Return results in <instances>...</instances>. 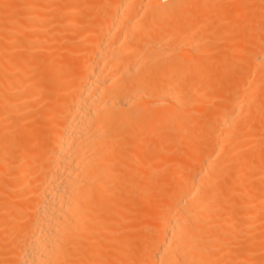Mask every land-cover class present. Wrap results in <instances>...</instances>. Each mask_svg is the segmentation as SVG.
Wrapping results in <instances>:
<instances>
[{"label":"bare ground","instance_id":"bare-ground-1","mask_svg":"<svg viewBox=\"0 0 264 264\" xmlns=\"http://www.w3.org/2000/svg\"><path fill=\"white\" fill-rule=\"evenodd\" d=\"M0 264H264V0H0Z\"/></svg>","mask_w":264,"mask_h":264},{"label":"rangeland","instance_id":"rangeland-1","mask_svg":"<svg viewBox=\"0 0 264 264\" xmlns=\"http://www.w3.org/2000/svg\"><path fill=\"white\" fill-rule=\"evenodd\" d=\"M222 63H223V62H222ZM222 63H221V64H222ZM219 64H220V63H219ZM219 64H218V65H219ZM221 64H220V65H221ZM216 66H217V65H216ZM224 66H225V62H224L223 65L219 66V67L221 68L220 70H222V67L224 68ZM216 68H218V67H216ZM216 68H215V69H216Z\"/></svg>","mask_w":264,"mask_h":264}]
</instances>
